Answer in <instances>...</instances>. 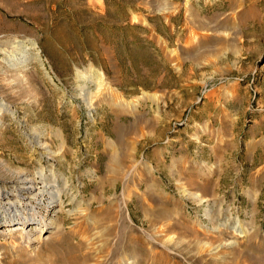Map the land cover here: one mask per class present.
Listing matches in <instances>:
<instances>
[{"label": "rangeland", "instance_id": "374dc122", "mask_svg": "<svg viewBox=\"0 0 264 264\" xmlns=\"http://www.w3.org/2000/svg\"><path fill=\"white\" fill-rule=\"evenodd\" d=\"M11 216L0 264H264V0H0Z\"/></svg>", "mask_w": 264, "mask_h": 264}, {"label": "bare ground", "instance_id": "6f19581e", "mask_svg": "<svg viewBox=\"0 0 264 264\" xmlns=\"http://www.w3.org/2000/svg\"><path fill=\"white\" fill-rule=\"evenodd\" d=\"M81 77V76H80ZM23 182H29V184H36V183H38V180H36V178H31V179H24L23 180ZM46 182V181H45ZM51 182H49V184H50ZM47 185L46 186H48V182L46 183ZM45 186V187H46ZM42 187L43 186H40V187H34V186H29V187H26L27 189H39V192H41V191H43V189H42ZM25 188V189H26ZM7 215V214H6ZM23 221H24V223H20L22 226H25V224L27 225V226H29L30 224H33L34 222L33 221H35V220H39L38 218H36V217H28V216H25V218H21ZM15 221V220H18V218H16L15 216H11V217H6V220L3 218L2 219V221H0V225L2 226V225H13V224H11V221ZM39 223H41L40 224V228H38L39 229V231L40 232H42L43 230H46L48 227V223H45V221L43 220V219H41V220H39ZM18 228V227H17ZM22 228V227H21ZM21 228H19V229H21ZM19 235L20 236H22V237H24L25 239H29L30 241H33V240H35V238L33 239L32 238V235L31 234H29L28 235V233H19ZM13 240V239H12ZM75 247L76 246H67V248H66V256H63V258H61L60 259V262L62 263V264H75L77 261H78V259H79V256H77V254L75 253ZM121 248V246L117 249V251L116 252H114L112 255H116V254H118V253H120V250H122V248ZM126 248L127 249H129V246H126L125 247V250H126ZM21 249V248H20ZM78 249H76V251H77ZM163 251V250H162ZM126 253V252H125ZM166 254V253H165ZM86 255V254H85ZM89 255H86V256H84V260H85V257H88ZM39 258V257H38ZM88 261V260H87ZM86 261V262H87ZM158 263V262H157ZM119 264H120V262H119Z\"/></svg>", "mask_w": 264, "mask_h": 264}, {"label": "crops", "instance_id": "0c3cea01", "mask_svg": "<svg viewBox=\"0 0 264 264\" xmlns=\"http://www.w3.org/2000/svg\"><path fill=\"white\" fill-rule=\"evenodd\" d=\"M166 149H167V146H165V148H162L161 150H162L163 152H165Z\"/></svg>", "mask_w": 264, "mask_h": 264}]
</instances>
